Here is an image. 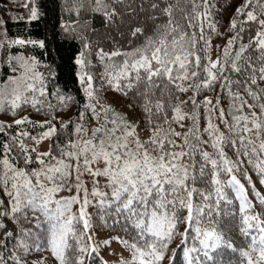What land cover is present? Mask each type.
<instances>
[{
    "label": "trees",
    "instance_id": "obj_1",
    "mask_svg": "<svg viewBox=\"0 0 264 264\" xmlns=\"http://www.w3.org/2000/svg\"><path fill=\"white\" fill-rule=\"evenodd\" d=\"M246 2L247 0H102V4L97 5L96 0H27L26 5L20 4L12 13L5 5H0V13L6 23L5 38L0 39V86L8 83L17 74H21L22 70L16 63L17 59L31 63L32 70L42 78L39 77V81L34 83V87L25 94L23 92L24 99L19 102V107L11 110L6 106L0 111L16 117L17 114L28 110L45 118L50 128L55 129L48 138L46 153L49 155L41 156L31 148V145L43 137L45 130L43 125L33 122L1 123L0 161L7 158L13 168L24 170L26 173L39 171L45 165L55 164L56 160L53 157L67 161L68 158L62 153L77 152L79 147L83 146L82 136L89 130L94 132V127L90 129L92 120L96 119L97 114L103 116L104 111L108 110V97L127 106L135 114L140 130L148 135L145 141L154 136V129L162 127L166 131L170 130V133L181 134L168 135V139L177 145L173 150L179 152L180 146L184 145L183 134L187 133L191 145L208 152L213 159L219 161L218 151L212 147L209 135L204 132L211 120L214 127L226 137L222 150L234 165L233 171L231 174L219 172L221 191L218 195L215 186L210 182L213 171L211 164L205 169L207 174L200 177V165L204 162L199 150L193 153L196 162L194 174L199 177L194 186L200 192L208 194L210 199L204 200L202 196L194 195V205L202 208L205 213L200 217L201 224H196L195 220L186 221V209L177 213L178 221L174 230L176 234L170 241H165L167 248L163 249L164 259L160 264H240L239 251L249 250L252 236H258L259 233L255 228L248 229V236H244L240 231L242 227L247 228V225L242 223L244 213L240 211L241 197L236 188L228 184L233 175L243 187L244 198L252 205L249 214L259 215L264 221V204L260 203V199L264 198V184H261L264 175L255 167L258 162L256 155L259 153L252 154V145L247 143L248 140H253L258 147L259 141H256L254 132L245 135L241 127L243 122L238 123L235 119L238 116H248L251 119L252 112H255L256 119L264 122V114H261L260 108L249 107L264 103V80L260 79V68L264 67V62L260 60L261 51L253 44L238 61L240 71H234L231 67L236 51L242 45H248L260 30L258 22L247 21V12H253L258 20L264 19V6H262L264 0H251L248 7L237 14L236 9ZM33 8L37 11L35 19L31 18ZM166 8H170V15L165 13ZM169 20L173 25H179L180 31L186 34L189 40L195 38L197 41L195 53L200 57L202 66L209 65L212 61L218 62L217 69H212L218 79L212 82L210 87H204L201 81L206 74L201 69H196L195 57H189V71L196 70L200 74L188 80L176 81L187 91H177L172 85L168 86L171 95L168 90L161 92L160 88L155 89V95L150 96L151 103L148 106L152 112L149 113L144 108L145 98L139 94L145 88L143 82L132 80L131 83L136 87L131 91L125 87L122 92L114 90L108 83L109 78L105 75L106 67L121 64L127 57L121 55L108 59L105 56L102 60L101 56L113 51L131 52L134 48L142 46L147 37H157L159 32L164 30L160 26L167 24ZM233 21L235 27H232ZM136 28L142 29V32L133 36L132 33ZM16 40H23L25 43L23 45L13 43ZM229 40L233 43L228 49L230 54L226 57L224 51L228 48ZM189 46L186 42L185 47ZM249 57L252 58L251 63L255 71L248 66ZM77 60L82 61V64H78ZM221 66L222 73L218 71ZM253 75L257 81L255 84L251 82ZM89 76L92 78L90 89L93 93L92 98L85 93ZM42 81L44 86L41 84ZM128 83V80L121 81L122 86ZM197 84L201 86L197 88ZM40 87L42 90L38 91ZM163 87L164 85L161 84V88ZM246 89H250L260 99L254 100ZM234 94L238 95L239 99H234ZM158 100L163 102L164 110L157 114L155 104ZM176 106H179L182 114H185V119L179 122L173 120L176 115L173 109ZM68 111L70 114L64 122L54 117L59 112ZM221 112H223V120L220 117ZM106 114L109 115L108 111ZM165 118L169 123H165ZM97 125L96 128L111 127L109 120L98 122ZM229 126H232L234 131H230ZM248 127H251L250 123ZM190 129L193 130L192 133L189 132ZM101 135L103 133L96 134L97 137ZM164 136L165 133L161 132L160 138L163 139ZM196 136H199V140L195 138ZM241 136H244V145H247V149L240 143ZM87 140H92L94 144L99 143L98 139L93 137V133ZM71 143H76L78 147H70ZM246 150L249 153L247 156L244 155ZM40 159L44 160V165H41ZM68 162L73 165L77 163L75 160ZM96 165L97 168L103 167L102 163L91 167L95 169ZM4 171V166L0 164V176ZM11 175L12 173H9V176ZM90 177L89 173L84 172L80 177L82 188L78 191L76 173L73 172L65 188L59 191L64 195L62 199L75 196L80 201L72 204L75 206L72 215L77 217L85 199L86 187L83 183ZM29 178L35 184L36 177L29 175ZM96 179L102 182L107 180L99 176ZM11 183L12 181H9L7 185L8 191H12ZM261 189L263 191H260ZM106 193L110 197V190ZM220 196L224 199H220ZM86 198L91 202L86 206L90 223L86 232H90L92 226L101 225L103 231L110 236L132 239L136 230L116 212L114 204L110 205L109 200L103 202L98 197L91 198L88 193ZM51 199L56 201L53 197ZM36 203L40 201L37 200ZM15 204L16 201L6 193L5 186L0 184V213H4L0 215V264H14L12 255L16 250L25 249L28 251L26 254L35 255L50 251L48 238L51 221L47 215L39 208L23 205L19 212H13L12 208ZM55 205V203L49 205L48 213L54 211ZM193 214L195 216V211ZM75 227L77 236L69 239L71 247L66 251L67 264H78V262L106 264L93 252L82 261L76 260L74 254L76 238L85 235L86 232L82 221L76 223ZM197 227L209 229L215 227L225 240L232 243L237 252L220 247L209 251L212 259H208L200 244L203 237H198L195 231ZM21 239L23 240L20 241L18 248V241ZM145 239L152 238L145 237ZM173 240L176 241L175 244L172 243ZM21 244H24V247H21Z\"/></svg>",
    "mask_w": 264,
    "mask_h": 264
},
{
    "label": "snow or ice",
    "instance_id": "obj_2",
    "mask_svg": "<svg viewBox=\"0 0 264 264\" xmlns=\"http://www.w3.org/2000/svg\"><path fill=\"white\" fill-rule=\"evenodd\" d=\"M250 2L251 0H247L242 7L237 8V14H240L243 8L248 7V3ZM96 4L101 5L102 0H96ZM164 11L168 15L171 14L170 8H166ZM246 15L247 21L259 23L260 30L256 32L255 37L248 45H242L236 51L235 59L231 63L234 71H240L238 61L243 58V54L253 44L261 51L260 60L264 62V19L258 20L257 16L251 11L247 12ZM36 16L37 11L33 8L31 10V18L35 19ZM191 26L190 24L189 27ZM160 27L164 30L159 32L157 37H147L146 42L142 46L134 48L131 52L122 53L120 51H113L110 54L104 53L101 56L102 60L105 56L108 59L121 55L127 57L121 64L106 67L105 75L109 78L108 83L113 86L114 90L122 92L125 87L129 91L136 87L135 84L131 83L132 80L138 83L143 82L145 88L139 94L145 98L144 108L149 113L152 112V109L148 106L151 103L150 96L155 95V89L160 88L161 92L168 90L171 95V90L168 86L172 85L177 91L184 92L187 89L177 84L176 81L188 80L190 77H197L200 74L196 70L189 71V57H195L196 69H201L206 74L201 81L204 87H210L212 82L218 79L217 75L212 71V69H217L218 62L212 61L209 65H201L200 57L195 53L197 43L195 38L189 40L186 34L180 31L179 25H173L171 20ZM232 27H235L234 21ZM141 32L142 29L136 28L132 35L135 36ZM186 42L189 43V47H185ZM13 43L23 45L25 41L16 40ZM29 43L34 42L29 41ZM232 43L233 41L229 40L228 48L224 51L226 57L230 54L228 49ZM251 59V57L248 58V66L252 67L253 71H255ZM77 63L82 64V61L77 60ZM218 71L222 73L223 67L221 66ZM260 73V79L264 80V67L260 68ZM91 80L92 78L89 76L88 87L85 88V93L89 98L93 96L92 91H90L92 88ZM124 80H128L129 83L122 86L121 81ZM165 81L167 82L166 84L164 83ZM251 82L253 84L257 82L254 75L251 77ZM161 84L164 85L163 88H161ZM200 86V84L196 85L197 88ZM246 90L254 100L260 99L250 89ZM14 92L15 96L11 101L13 109L19 107L21 99L20 93L16 90ZM2 95V90H0V97ZM234 99H239V96L234 94ZM3 103L4 100L0 98V107L3 106ZM181 103L184 102L181 101ZM193 103H195L194 100ZM257 106L260 108L261 114H264V103L249 105L250 108ZM155 108L157 114L163 112V102L158 100ZM173 111L176 114L173 117L174 121L179 122L185 119V114H182L179 106H176ZM256 115L255 112H252L251 119L248 116H238L235 119L238 123L243 122L241 127L245 135L249 132L255 133L256 141H259L258 147L253 140H248L247 143L252 145V154L259 153L256 155L258 162L255 167L264 175V122L257 120ZM220 117L223 120V112H221ZM189 118L194 119V117ZM117 120L124 122L123 117L117 116V119L112 120L111 123L116 125ZM24 122L26 121H16L17 124ZM124 123L128 126L126 122ZM165 123H169L167 118H165ZM249 123L251 127H248ZM118 130V127L111 129L100 127L94 129L93 137L98 139V144H94L92 140H85L83 141V146L79 147L77 152L62 153V155L68 158L67 161L53 157L56 163L45 165L39 171L26 173L24 170L13 168L7 158L0 161V164L5 169L2 176H0V184L5 186L7 194L16 201L15 206L12 208L13 212H19L23 205L25 207L32 206L33 208H39L47 215L49 205L52 203L56 204L55 211L47 216L49 221H54V223H51L49 229L48 245L52 256L60 264H67L66 251L71 247L69 239L77 236L75 224L82 221L85 232L90 227L86 206L91 202L86 198V190L85 199L79 210V217L73 214L65 218V213L71 211L72 204L80 203L75 196L56 201L51 199L54 193L65 188L73 172L76 173V187L78 191L82 188L80 177L84 172L89 173L93 177H105L108 181L106 187L110 189V197L107 193H102L96 189H93L91 195L93 197L107 198L110 205H115L116 212L122 215L128 224L136 230L131 242L129 240L120 241L122 246L131 253L130 259H122L121 264H160L164 259L163 249L167 248L165 241L172 239L176 228L178 221L177 213L182 209H186L187 216L185 220L188 222L195 220L196 224H201L200 217L205 215L203 209L193 203L194 195L198 194L204 200H209L210 196L204 192H200L194 186L199 177L194 174L196 162L193 159V153L199 149L197 146L190 144L187 133L183 134L184 145L180 146L181 151L177 152L173 150L177 145L174 141L168 139V135H181L179 133H170V130L166 131L162 127H157L154 129V136L150 137L148 141L141 143L137 139L135 141L136 149L132 150L128 147L127 137L134 136L135 130L127 131L124 136L116 135ZM229 130L234 131L232 126H229ZM77 131L79 132L80 129L78 128ZM54 132L55 129L52 128L48 132L43 133V137H50ZM161 132L165 133L163 139L160 138ZM189 132L192 133L193 130L190 129ZM204 132L209 135L212 147L218 151L220 160L213 159L208 152L199 150L204 162L200 165V177H204L207 174L205 169L208 164H211L213 171L210 182L215 186V192L219 195L221 191V181L218 178L219 172L224 171L231 174L234 165L227 159L222 150V144L225 142L226 137L223 133L219 132L218 128L214 127L211 120H209ZM97 133H103V135L97 137ZM195 138L199 140V136ZM205 143H208V141H205ZM240 143L247 149V145H244V136L240 137ZM232 144L233 147L236 146L235 141ZM70 147L77 148L78 145L71 143ZM5 148L7 149V145H5ZM248 154L246 150L244 155L247 156ZM40 155L46 156L49 153H41ZM71 160H75L77 163L73 165L68 162ZM220 161L223 163L221 164ZM26 162L28 161L26 160ZM39 162L41 165L45 164L42 159ZM97 163H102L103 167L95 169L91 167ZM9 173H12V175L9 176ZM29 175L36 177L35 184H33ZM9 181H12L11 188L14 190V195L12 191L7 190ZM228 184L235 187L241 197L240 211L244 213L242 223L247 225V228L242 227L240 229L241 233L244 236H248V229L250 228H255L259 233L258 236H252L249 250L239 251V256L241 257L240 264H245V262L246 264H264V221L261 220L259 215L249 214L252 205L244 198L243 187L234 175L228 181ZM261 184H264V179L261 180ZM48 185L52 186L49 187ZM220 199H224V197L220 196ZM37 200L40 201L38 205L36 204ZM260 203L264 204V198L260 199ZM194 211L195 216L193 214ZM3 214L0 213V215ZM253 221L255 223H252ZM195 231L198 237H203L200 240V244L204 249V255L208 259H212L209 256V251H214L220 247L237 252L232 243L225 240L215 227L211 229L197 227ZM145 237H151L152 239H145ZM79 243L80 241L77 240V244ZM104 243L107 244L108 241H104ZM79 251L84 252L86 249L80 247ZM78 264H82V262H78Z\"/></svg>",
    "mask_w": 264,
    "mask_h": 264
},
{
    "label": "rangeland",
    "instance_id": "obj_3",
    "mask_svg": "<svg viewBox=\"0 0 264 264\" xmlns=\"http://www.w3.org/2000/svg\"><path fill=\"white\" fill-rule=\"evenodd\" d=\"M23 3L26 5L27 0H0V5H5L6 9L10 11V13L14 12L17 9V7ZM5 27H6V23L4 21V17L0 13V39L5 38L4 37ZM16 63H18V67L22 70V72L21 74H17L15 77L11 78V80L8 83L0 86V90H2V93H3L2 97L0 98L4 100L3 106L0 107V110L6 106H9L12 110L11 101L14 99V96H15L14 90L20 93V97H21L20 101H21L22 99H24L23 92L25 94L27 90H30L31 88H33L34 83L38 82L39 79L41 78V76L38 75V73L36 74L32 70L31 68L32 64L29 63L27 60L17 59ZM41 84L42 86H44L43 81L41 82ZM41 90H42L41 87L38 88V91H41ZM107 108L108 110L110 109L108 111L109 115L106 114V110L104 111L103 116H101L100 114H97V115L95 114L96 119L92 120L90 129L91 127H94L96 129V127L98 126L97 125L98 122H102V121L107 122V120H109V122L111 123L112 120L117 119V116H120L124 118V122H126L128 126H126L124 122L117 120L116 125H113L111 123L110 129L113 127H118L119 130L116 133V135L118 136H124L127 131H132L134 129L135 135L127 137L128 147L130 149L132 150L136 149L135 141L137 139L141 143H143L148 138V135L146 133H143L140 130L136 122L135 114L131 110H129L127 106L119 104L115 100L113 101L109 99L108 97ZM69 114H70V111L65 112V113L59 112L56 116L54 115V117L55 118L57 117L61 121L64 122L65 118H67ZM17 120H25L26 122L24 123L33 122L39 125H43L45 127V130H43V133L48 132L50 129H52L50 128L48 121L45 118H42L37 114H33L29 112L28 110L23 111L20 114H17L16 117H13L12 114L6 115V114H3L2 112L0 113V124L3 122L16 123ZM92 133H93V130L87 131L86 134L82 136L83 141L90 138ZM48 138L49 137L47 138L41 137L37 139L31 145V148L39 154L46 153L48 149ZM97 166L98 165H96V168ZM99 177H101V179L103 178L102 176H99ZM107 183H108L107 180L102 182L100 179H96V177H93L91 175L89 180L84 181L83 184L86 187L85 189L86 192L92 198L93 196L91 195V193L93 189H96L102 193H106L107 190H110L106 187ZM11 190L13 194H15L14 190L13 189ZM260 191H263V190L261 189ZM52 197L55 200H60L64 197V195L57 192V193H54ZM98 198L102 199L103 202H106L108 200L107 198H104V197H98ZM36 204L38 205L39 203H36ZM30 207L32 208V206ZM74 208L75 206L72 205L71 211L65 213V218L68 215H72ZM55 209H56V205L54 206L53 210L55 211ZM51 214L52 212L48 213L47 216ZM51 223H54V221H51ZM174 234L176 233L173 232V235ZM22 240L23 239L18 241V248L20 247L19 243ZM77 240L80 241L79 244H77ZM121 240H128V239L124 237H120V236L115 237V236L108 235L105 231H103V227L101 225L92 226L90 232H86L85 235H80L76 238L75 251H74L75 258L76 260L82 261L83 259H85V257L90 252H93L97 254L101 259H103L106 264H121L122 259L127 260V259H130L131 257L130 251L126 249L124 246H122V244L120 243ZM104 241H108V243L105 244ZM129 241L131 242V240ZM172 243L175 244L176 241L173 240ZM173 244H171L172 247H173ZM21 247H24V244H21ZM80 247H84L86 251L84 252L79 251ZM93 249H95V251H93ZM22 251H24L25 253H23ZM26 252L28 251H26L25 249L16 250L12 255L14 264H58L59 263V261L56 260L54 256H52L51 251H49L46 254H39V255H35L34 253L26 254Z\"/></svg>",
    "mask_w": 264,
    "mask_h": 264
}]
</instances>
